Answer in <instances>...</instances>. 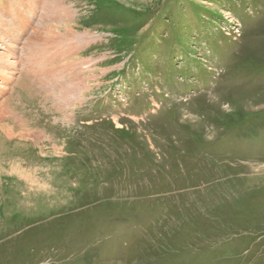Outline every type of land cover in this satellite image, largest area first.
I'll return each instance as SVG.
<instances>
[{"label":"rangeland","instance_id":"374dc122","mask_svg":"<svg viewBox=\"0 0 264 264\" xmlns=\"http://www.w3.org/2000/svg\"><path fill=\"white\" fill-rule=\"evenodd\" d=\"M0 11L17 62L0 106L41 139L9 138L0 117V264H264V0ZM52 15L87 40L30 42ZM67 88L79 104L46 114L39 94Z\"/></svg>","mask_w":264,"mask_h":264},{"label":"bare ground","instance_id":"6f19581e","mask_svg":"<svg viewBox=\"0 0 264 264\" xmlns=\"http://www.w3.org/2000/svg\"><path fill=\"white\" fill-rule=\"evenodd\" d=\"M12 1V0H11ZM36 2V1H35ZM17 6V5H16ZM57 10V9H56ZM69 13V12H68ZM0 14H1V16H0V20L2 21V23L0 24V30L1 29H3L4 31H6L7 33L9 32V33H11V34H13L15 37H16V35H15V33L14 32H12L11 30H13L12 28V26H11V24L9 23V24H7V27H10V29H8V28H6V26L3 24V22L4 21H6V17L4 18V16H5V14H2L1 13V11H0ZM65 14V13H64ZM53 16L54 15H52V17L50 18V19H47V20H45L43 23H41L38 27H37V29L35 30L36 32L35 33H33V34H31V37L28 39L30 42H32V43H38V44H40L41 42H43L44 43V41L45 42H47V41H49V40H52V39H56V37H58V39H61V40H65V39H71V41H76L77 40V42L79 43V42H81V41H84V40H87L86 38L88 37L87 35H84V34H82V35H78L77 33H71V32H73V31H75L74 30V28L73 27H69V24L68 23H66L65 25H63L64 27H62L61 25H52L51 24V22H52V19H53ZM69 18V17H68ZM67 18V19H68ZM58 19V18H57ZM73 20V19H72ZM0 21V22H1ZM11 22V21H10ZM54 22V21H53ZM62 22H64V21H62ZM60 23V22H59ZM14 24V23H13ZM61 24H63V23H61ZM72 24V23H71ZM75 24V23H74ZM76 26V25H75ZM77 26H80V25H77ZM16 28V27H15ZM61 28H63V29H61ZM17 30V29H16ZM61 30H63V31H67L68 32V34H64V35H62L63 33L61 32ZM78 31V30H77ZM64 32V33H65ZM62 33V34H61ZM88 34V33H87ZM12 35V36H13ZM0 36H2L1 34H0ZM34 37V38H33ZM33 39L35 40V41H33ZM80 44V43H79ZM76 45H78V44H76ZM74 50V53H77V52H79L80 50H79V48L78 47H74V48H71V51H73ZM8 60H7V59ZM13 59H14V61H13ZM18 60V59H17ZM10 62L9 64H7V62ZM16 65H17V62H15V58H14V56H11V54H6V53H2L1 51H0V71H1V69H3L4 70V68H7L8 70H13V69H15L16 68ZM20 66V65H19ZM11 70V71H12ZM14 71L13 72H9V79H8V81H6V82H8V84H10V82H11V80L13 79V78H10V76H13L14 75ZM29 73H30V71H29ZM32 73V72H31ZM35 72H33V74H34ZM35 75V74H34ZM31 77H32V75H31ZM36 77V76H35ZM36 78H38V77H36ZM5 79H7V78H5ZM35 79V78H34ZM33 79V80H34ZM32 80V81H33ZM19 81H20V84H22L24 87H26V89L28 88L30 91H35L36 90V88H34L31 84H32V82L29 80V79H27V77L26 78H20L19 79ZM18 82V81H17ZM31 82V83H30ZM34 83H35V80H34ZM20 84H17V85H20ZM38 84V83H37ZM21 85V86H22ZM74 89V88H73ZM72 91H74V90H69V88H67L66 90H65V94H66V97H67V100H63L61 103H60V100H59V102H58V104L57 103H55L54 105H53V100L51 99V97L49 96V95H47V94H39L40 96H43L42 97V100H41V103H42V106L44 107V108H46V109H44L46 112V114H48L47 112H55L56 114H58V115H60V118L62 117V118H64L65 116H64V112L65 111H67L68 110V108L67 107H69L71 104H73V105H75L74 103L76 102V104H79V101H80V90L76 93L77 95H73L72 97H71V92ZM29 92V91H28ZM75 92V91H74ZM37 95V94H36ZM82 97V96H81ZM213 98V97H212ZM28 99V98H27ZM52 101V102H51ZM50 103L52 104V108L50 107ZM55 107V108H54ZM76 108V107H75ZM12 112V111H11ZM10 111H8L7 110V108H6V111H5V109L3 108V107H1L0 106V117H2L4 120L6 119L9 123H10V126H9V128H10V130H12V136H9V138H11V139H22V140H28V139H31V140H33V142L35 143H39L40 141H41V139L40 138H37L36 137V135H35V133H34V127H32V125L33 124H31V123H29L27 120H25L24 119V116H22L21 114H19V113H15V112H12L11 113ZM17 112V111H16ZM7 113V114H6ZM30 113V112H29ZM44 114V113H43ZM64 116H62V115ZM59 117V116H58ZM26 118V117H25ZM65 121H66V119H65ZM5 122V121H4ZM63 122V121H62ZM34 126V125H33ZM2 127V126H1ZM46 133V132H45ZM50 140H51V138H50ZM57 142V141H56ZM0 146H2V144H0ZM55 146H56V144H55ZM54 145H53V147H55ZM58 148V147H57ZM56 148V149H57ZM61 148V147H60ZM2 149V148H1ZM43 149H44V147H43ZM42 149V150H43ZM53 149V148H52ZM55 151V150H54ZM62 151V150H61ZM61 153V152H60ZM62 155V154H61Z\"/></svg>","mask_w":264,"mask_h":264}]
</instances>
